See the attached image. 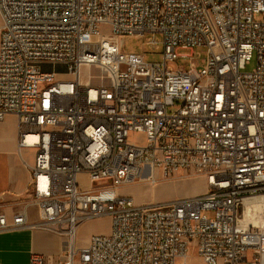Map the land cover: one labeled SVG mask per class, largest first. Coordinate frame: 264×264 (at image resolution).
Returning a JSON list of instances; mask_svg holds the SVG:
<instances>
[{
    "label": "built area",
    "instance_id": "2783aa9c",
    "mask_svg": "<svg viewBox=\"0 0 264 264\" xmlns=\"http://www.w3.org/2000/svg\"><path fill=\"white\" fill-rule=\"evenodd\" d=\"M0 18V123L15 115L19 153H36L23 160L30 199L12 222L0 210V233L32 227L36 207V226L67 239L58 264H192L195 243L202 264H264V231L242 222L264 197V0H0ZM126 37L163 46V62L125 53ZM197 48L202 67L171 66ZM181 173L206 193L137 204L119 192ZM106 216L110 234L79 248L80 225Z\"/></svg>",
    "mask_w": 264,
    "mask_h": 264
},
{
    "label": "crops",
    "instance_id": "0c3cea01",
    "mask_svg": "<svg viewBox=\"0 0 264 264\" xmlns=\"http://www.w3.org/2000/svg\"><path fill=\"white\" fill-rule=\"evenodd\" d=\"M18 127L15 115L7 116L0 123V210L6 215L8 222H12L13 216L30 199L31 175L23 160L28 162L27 157L31 151L19 153ZM193 178L204 181L201 177L185 179ZM124 196L132 197L131 194ZM27 213L32 227L0 233V264H29L34 254L47 256L50 260H63L66 237L37 227L40 218L36 207L28 208ZM84 224L80 225L78 232Z\"/></svg>",
    "mask_w": 264,
    "mask_h": 264
},
{
    "label": "rangeland",
    "instance_id": "374dc122",
    "mask_svg": "<svg viewBox=\"0 0 264 264\" xmlns=\"http://www.w3.org/2000/svg\"><path fill=\"white\" fill-rule=\"evenodd\" d=\"M257 19L259 20L260 18L257 17ZM1 23L2 21L0 18V25ZM100 31L103 35L109 34V30L105 27H102ZM145 42V39H140L137 37H126L123 46L124 51L127 54H141L144 56L145 61L148 63H162L164 60L163 46L160 45L157 49H149L143 46ZM184 54L191 56L192 59L180 60L178 63L171 64L174 69H177L179 66L180 68H186L188 70L190 68V64H195L198 68L202 67L203 60L207 59L208 57V49L197 48L194 51L184 52ZM256 65L257 57L254 54L251 59V62L249 63V65H247L245 72H252L256 68ZM42 69L48 72H55L59 76L58 80L73 79L72 77L67 76L68 70L60 65H46L42 66ZM89 74L92 76V79L94 78L93 84H99L98 79H95V77L98 76L99 73L95 70L89 69H83L82 71L83 82L85 83L86 81H88ZM131 139L134 142H138V138L135 136ZM29 154L30 155H28L27 161L31 163L30 165H34L36 153L35 151H31ZM185 178L186 177L184 176V173H181L173 181H159V183L154 188H151L150 186L144 183H139L128 187L120 188L119 192L122 195L131 194V198H133L137 204H147L152 202L161 204L165 202L189 198V196L193 197L206 193V180L204 178V181L195 178ZM80 186L82 188L89 187V178L87 176H80ZM249 202L250 201L247 202V205L244 209H246L248 206L250 207V216H252V218L250 217L251 220L246 224V226L264 231V203L258 204L257 202H251V204L249 205ZM209 216L213 217L212 214H209ZM111 225L112 221L111 218L108 216L85 223L78 232V247H87L93 236L109 235L111 232ZM190 256L192 258V264H202V260L198 256V248L196 243L190 250ZM59 261V258H54L53 260H50V264H58Z\"/></svg>",
    "mask_w": 264,
    "mask_h": 264
},
{
    "label": "bare ground",
    "instance_id": "6f19581e",
    "mask_svg": "<svg viewBox=\"0 0 264 264\" xmlns=\"http://www.w3.org/2000/svg\"><path fill=\"white\" fill-rule=\"evenodd\" d=\"M248 201H250L248 203L249 205L251 204V202H257L258 204H262V203H264V197H254V198H250V199L246 200L245 201V207H246ZM250 212H251V209L249 206L246 209H244V214L242 217V222L244 224H247L251 220L252 216H250Z\"/></svg>",
    "mask_w": 264,
    "mask_h": 264
}]
</instances>
